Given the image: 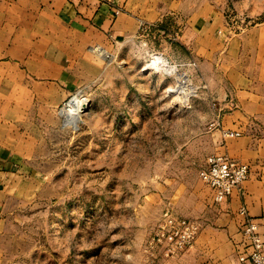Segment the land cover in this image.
<instances>
[{
  "label": "rangeland",
  "instance_id": "obj_1",
  "mask_svg": "<svg viewBox=\"0 0 264 264\" xmlns=\"http://www.w3.org/2000/svg\"><path fill=\"white\" fill-rule=\"evenodd\" d=\"M209 1L226 39L264 24V0ZM179 29L170 21L141 26L132 41L95 50L101 67L58 108V121L34 122L38 146L17 188L7 189L0 219L1 264L180 260L185 252L167 255L157 238L168 229L165 214L201 228L211 191L198 174L228 93L208 87L177 43ZM75 95L86 109L68 123L63 112Z\"/></svg>",
  "mask_w": 264,
  "mask_h": 264
},
{
  "label": "crops",
  "instance_id": "obj_2",
  "mask_svg": "<svg viewBox=\"0 0 264 264\" xmlns=\"http://www.w3.org/2000/svg\"><path fill=\"white\" fill-rule=\"evenodd\" d=\"M166 21L180 27L177 43L208 87L228 93L218 104L211 155L249 167L241 194L214 204L210 193L195 242L175 264H238L241 208L264 243V24L226 39L209 0H0V219L38 146L34 122L58 121V108L101 67L95 50L111 51L141 26Z\"/></svg>",
  "mask_w": 264,
  "mask_h": 264
},
{
  "label": "built area",
  "instance_id": "obj_3",
  "mask_svg": "<svg viewBox=\"0 0 264 264\" xmlns=\"http://www.w3.org/2000/svg\"><path fill=\"white\" fill-rule=\"evenodd\" d=\"M223 135L236 138L240 133ZM198 176L202 184L210 189L213 203L221 204L233 194H241L243 184L249 178V167L223 155H212L205 160ZM239 215L243 217V223L239 231L241 242L235 250L238 264H264V243L257 232L255 221L248 216L244 208L239 210ZM164 216L168 229L160 232L157 241L164 240L168 244L167 255L174 256L192 248L199 232V225L186 220L174 222L167 214Z\"/></svg>",
  "mask_w": 264,
  "mask_h": 264
},
{
  "label": "bare ground",
  "instance_id": "obj_4",
  "mask_svg": "<svg viewBox=\"0 0 264 264\" xmlns=\"http://www.w3.org/2000/svg\"><path fill=\"white\" fill-rule=\"evenodd\" d=\"M85 109L86 107L83 105L81 98L78 95H75L69 103V111L63 112V115L68 123H71L76 120L80 116V113H82Z\"/></svg>",
  "mask_w": 264,
  "mask_h": 264
}]
</instances>
